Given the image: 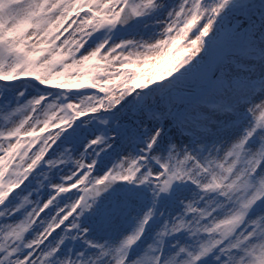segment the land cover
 Instances as JSON below:
<instances>
[{
	"label": "rangeland",
	"instance_id": "1",
	"mask_svg": "<svg viewBox=\"0 0 264 264\" xmlns=\"http://www.w3.org/2000/svg\"><path fill=\"white\" fill-rule=\"evenodd\" d=\"M140 2L141 0H128L130 5ZM167 2L168 5L163 8L162 1L155 0L156 7L145 10L138 16L134 15L136 19L129 30L121 31L116 24L96 30L84 47L74 53L79 58L85 54V49L91 51L104 42H107L105 44L107 48L121 41H135L136 43L127 49L136 56L130 63L119 66L104 65L107 71L103 72H92L91 68L65 69L63 65L58 64L43 70L15 73L18 77L16 80L6 81L16 87L17 93L9 96V103H0V136H4L8 131L4 141H0V147L12 136L15 140L8 145L4 154L0 155V190L11 191L20 182L14 179L15 176H26L35 168L25 181L30 187L22 191L21 189H24L22 184L20 189L16 190V200L24 202L25 196H28V202L35 204L39 200L47 199L54 191L49 185H55L56 191L49 202L59 196L57 202L63 205L68 203L70 198L67 193L60 194L61 192H76L85 187L91 191L92 185L85 183L87 176L77 183V189H70L72 186L64 182L71 179L75 171L84 166V155L96 161L93 174L102 175L113 165L119 164L125 156L136 158L144 155L148 138L153 131L160 129L158 142L150 149L148 158L142 162L137 161L138 165L142 164V170H152L161 168L162 162L169 159L170 152L175 154L170 160L171 165L181 160L185 151L190 152L202 163L213 156L219 158L223 155L224 149L230 147L244 134L251 120L248 101L254 100L259 103L264 99V23L260 18V12L264 9L261 8V0H249L256 13L254 17L256 27L251 34L246 30H237V15L229 11V5L232 3L240 5L241 0H229L226 7L216 16L213 27L202 37L201 45L200 41L193 45L192 40L195 39L193 36L203 20L189 28L183 25L176 28L174 24L172 27L176 30L166 37L163 44L147 46L165 34L169 13L178 9L184 0ZM213 2L207 0L201 4L204 8H210L215 4ZM180 37L183 39H179ZM13 63L15 60L9 58L7 64ZM173 68L176 69L166 75ZM3 70L4 65L0 64V72ZM137 78L143 80V84L133 83ZM23 80L33 82L47 91L74 90L71 101L73 111L66 112L62 105H58L55 97H52L41 104L37 114L32 117L33 105L30 101L33 99L28 101L22 99L23 96L27 98L30 95V92L22 89ZM256 83L261 85V89L252 91L250 86ZM142 91L153 92L152 97L158 100L157 104L149 98L141 100L139 94ZM205 95L231 103L235 106L234 111L216 115L213 111L197 107L198 99L206 97ZM131 97L134 101L130 99ZM118 99L119 103L113 105ZM151 106L163 110L165 118L161 116L150 119L146 112ZM171 108H179L196 119V122L188 123L186 126L191 134L170 125ZM110 109H117L119 113L110 116L108 114ZM257 122L258 126H264V113L257 116ZM57 126L59 128H56ZM12 129L15 131H10ZM63 131L74 138L69 141L62 137L56 141ZM134 132L144 135L143 144H137L132 140L131 133ZM113 133L117 134L116 140L112 139ZM97 136L101 137L102 141L106 140L109 146L87 151L88 141ZM55 141L65 148L58 149L46 160L44 155L47 157V151ZM69 142L74 152L68 150ZM260 144L259 136L254 142L250 139V151L242 153L237 168L246 166L248 159L253 155L257 167L264 162V154L259 150ZM28 158L38 161H28ZM193 163L191 160L186 161L183 168H191L192 173L199 174L198 169L192 167ZM122 181L127 185L123 192L135 193L137 198L129 202L128 211L124 216L113 218L111 232L97 231L93 212H85L80 217V222L90 226L89 238L117 245L124 236L136 230L144 212L152 208L153 215L149 225L144 228L141 237L129 246V254L136 250L143 254L149 244L156 243V235L163 230L165 221L170 224L182 212L184 208V204L180 202L182 199L197 200L196 207H202L201 201L209 198L223 199L214 190L204 196L203 190L196 183L182 180L174 182L171 193H162L154 203L150 182L137 184L134 181ZM28 191L30 193H27ZM228 191L237 192L239 189L234 186ZM114 194L105 193L97 197V202L100 203L101 198L110 199ZM4 198L5 192L0 191V201ZM262 205L264 199L258 198L247 215L255 217L264 214ZM0 212H7V209L0 206ZM193 216L196 217L192 220L193 224L201 220L199 213H188L186 218L191 219ZM157 219L162 220L158 223ZM0 223H3V218H0ZM170 227L171 225L169 230ZM209 235L205 232L190 233L188 229H182L178 233H165L163 250L166 251L177 240L185 246L198 247L197 237L206 239ZM76 240H80L82 246L78 250L69 251L70 242ZM83 243L84 241L76 238L74 234L66 236L61 258L70 255L73 260L79 261L81 256L78 254L83 252V259L91 264V261L95 260L96 250L86 247ZM224 258L227 259V256ZM256 259L264 260V250H257Z\"/></svg>",
	"mask_w": 264,
	"mask_h": 264
},
{
	"label": "snow or ice",
	"instance_id": "2",
	"mask_svg": "<svg viewBox=\"0 0 264 264\" xmlns=\"http://www.w3.org/2000/svg\"><path fill=\"white\" fill-rule=\"evenodd\" d=\"M228 2L229 0H218L210 8H204L201 0H184L178 9L169 13L165 34L147 46L163 44L166 37L176 30L172 27L174 24L176 28L181 25L189 28L203 20L193 36L195 39L192 40L193 45L197 41H200L201 45L202 37L213 27L216 16ZM154 7L155 0H141L139 4L133 5H129L128 0H0V64L4 65L0 80L13 81L18 78L15 73L43 70L58 64L63 65L65 69L91 68L92 72H103L107 71L104 65L119 66L130 63L136 56L127 49L134 45L135 41H121L107 48V42H104L91 51L85 49V54L79 58L74 53L84 47L92 33L104 26L115 25L122 14L126 13L129 17L138 16ZM261 8L264 9V0H261ZM255 15L249 0H241L236 18L237 30H246L249 34L254 32ZM260 18L264 23V11L260 12ZM9 58L14 59L15 63L8 65ZM186 62L187 60L184 63ZM175 69H171L166 75ZM133 83L143 84V80L137 78ZM39 98H34L30 103H35ZM120 99L113 105L118 104ZM0 103H9L7 93ZM248 103V113L251 116L248 127L241 137L224 149L219 158L213 156L202 163L190 152L185 151L182 159L171 165L170 160L175 154L170 152L169 159L162 162L161 168L142 170V164L138 165L137 161L147 159L150 149L158 142L161 130L156 129L148 138L144 155L136 158L125 156L119 164L113 165L102 175L93 174L96 161L84 155V166L80 167L79 171L74 170L75 174L71 179L64 182L72 186L70 189H77V183L87 176L85 183L92 185L91 191L85 187L76 192H61L60 194L67 193L70 198L69 202L63 205L57 202L59 196L49 202L56 191L55 185H49L54 191L47 199L33 204L28 202V196H25L24 202L20 199L17 201L16 190L20 189L22 184V191L30 187L25 181L35 168L26 176H15L14 179L20 182L11 191L0 190L5 192L0 206L7 209V212H0V218H3V223H0V264H89L83 259V252L78 254L81 256L79 261L73 260L70 255L61 258L65 237L73 234L83 240L86 247L96 250L95 260L91 261V264H264V260L256 259L257 250H264V214L255 217L247 215L254 201L258 198L264 199V162L257 167L253 155L248 159L246 166L237 168L242 153L250 151V139L254 142L259 136V150L264 154V126H258L257 122V116L264 113V99L259 103L249 100ZM7 135L8 131L4 136ZM4 136H0V141H4ZM62 137L69 141L74 138L63 131L56 141ZM112 139L116 140L117 134L113 133ZM14 140L15 137L12 136L0 147V155L4 154ZM56 141L48 149L47 157L44 155L46 160L58 149L64 150L65 146L56 144ZM67 146L69 151L74 152L70 142ZM108 146L106 140L102 141L101 137L97 136L88 141L87 151ZM189 160L194 161L192 167L198 169L199 174L192 173L191 168H183L184 162ZM12 168H15L14 164ZM220 169L223 171H219ZM118 180L134 181L137 184L150 182L154 203L162 193H171L174 182L182 180L196 183L203 190L204 196L214 190L223 199L203 200L202 207H196L198 201L195 199H182V212L170 224L165 221L163 230L156 235V243L149 244L143 254L138 250L129 254V246L141 237L145 225L152 217V208L144 212L136 230L124 236L117 245L89 238L90 226L80 222V217L85 212H93L98 232L113 230V218L124 216L128 211L129 202L137 198L135 193L117 192L110 199L101 198L98 203V194L111 182ZM234 186L239 191H228ZM188 213H199L202 222L197 220L193 224L192 220L196 217L187 219ZM182 229H188L190 233L205 232L210 235L206 239L197 237L198 247L185 246L177 240L166 251L163 250L165 233H178Z\"/></svg>",
	"mask_w": 264,
	"mask_h": 264
},
{
	"label": "water",
	"instance_id": "3",
	"mask_svg": "<svg viewBox=\"0 0 264 264\" xmlns=\"http://www.w3.org/2000/svg\"><path fill=\"white\" fill-rule=\"evenodd\" d=\"M123 21H122V23H123V25L125 26V27H128L129 25H131L132 24V22H133V16H127V14L125 13V15H124V17H123ZM123 185L120 183V182H118V181H113V182H111L109 185H108V187H106V188H104V190L102 191V192H100L98 195H100V194H102L104 191H106L107 189H119V188H121Z\"/></svg>",
	"mask_w": 264,
	"mask_h": 264
},
{
	"label": "bare ground",
	"instance_id": "4",
	"mask_svg": "<svg viewBox=\"0 0 264 264\" xmlns=\"http://www.w3.org/2000/svg\"><path fill=\"white\" fill-rule=\"evenodd\" d=\"M168 3L169 2H167V0H162V6H163V8H165L167 5H168ZM132 101H134L133 100V97H131L130 98ZM96 148H93V150H95ZM28 161H35V162H37L38 161V159H32V158H28Z\"/></svg>",
	"mask_w": 264,
	"mask_h": 264
}]
</instances>
